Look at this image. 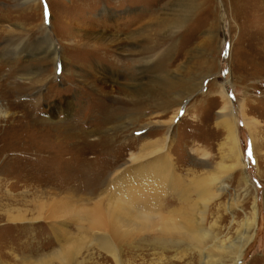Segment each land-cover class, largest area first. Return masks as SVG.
Returning <instances> with one entry per match:
<instances>
[{
  "label": "rangeland",
  "instance_id": "1",
  "mask_svg": "<svg viewBox=\"0 0 264 264\" xmlns=\"http://www.w3.org/2000/svg\"><path fill=\"white\" fill-rule=\"evenodd\" d=\"M26 1L0 0V168L7 157L11 158L3 175L20 166L19 152H10L17 149L7 152L6 148L22 134L24 123L19 117L25 114L42 123L54 108L56 122L81 118L114 145L135 140L131 149L101 154L95 165L98 170L127 164L129 154L137 152V143L162 139L166 132L177 172L185 180L224 166L218 169L224 173V192L209 204L213 210L209 221H215L226 244H237L255 197V236L236 264H264V0ZM106 9L109 12L103 13ZM146 42L151 48L155 46L156 52L169 53L159 72L144 80L176 83L167 92L166 104L157 109L159 104L151 103L137 123L129 121L125 111L116 113L117 119L98 122L100 103L79 82L87 74L95 77L103 70L110 73L117 69L123 76L116 84H130L127 62ZM205 74L209 76L198 92L196 87ZM212 81V94L207 97V85ZM189 83L194 89L182 95ZM106 85L112 86L109 81ZM221 89L229 101L225 113L230 114L245 176L252 187L242 188L238 183L241 172L229 169L225 133L219 124L222 102L217 93ZM67 101L74 107L69 119L67 108L62 109ZM175 112L178 115L171 124ZM243 114L250 121L252 135ZM34 166L30 164L31 172H35ZM57 171L55 180L67 177L65 166ZM3 175L0 173V264H34L39 255L56 247V236L43 220L31 225L7 221L10 208L20 207L17 204L22 198L17 194L22 189L10 186L15 179ZM43 198L37 201H45ZM70 218L65 239L71 241L76 233ZM100 261L95 255L84 264H102ZM131 263L141 264L142 260L135 258Z\"/></svg>",
  "mask_w": 264,
  "mask_h": 264
},
{
  "label": "bare ground",
  "instance_id": "2",
  "mask_svg": "<svg viewBox=\"0 0 264 264\" xmlns=\"http://www.w3.org/2000/svg\"><path fill=\"white\" fill-rule=\"evenodd\" d=\"M29 1L33 0L26 2ZM107 12L109 9L103 10V13ZM48 47L52 46L48 44ZM154 48L146 42L139 47L137 55L129 59L127 63L131 70L126 78L130 84H116L123 76L117 69L110 73L103 70L95 77L87 74L81 79L79 84L85 85L90 96L100 103L98 122L117 119L116 113L125 111L128 113L125 117L137 123L151 103H158L157 109L166 104L167 92L176 83H161L159 80L160 83L144 82L148 75L159 72L160 63L169 54L156 52ZM40 54L44 56L46 53ZM152 61L154 65H150ZM208 76L205 74L201 79L197 91ZM107 81L112 86L106 85ZM214 84L212 81L207 85L205 96L212 94ZM193 89V83L187 84L182 95L187 96ZM218 95L222 102L218 112L219 124L225 133L224 143L227 144L228 160L231 162L229 169L241 172L238 183L242 188H248L251 185L245 176L236 132L230 114L225 113L229 109V101L222 89ZM64 108H67L69 119L74 107L67 101ZM49 111L42 123L27 114L19 117L24 123L21 137L12 141L6 151L17 149L10 152H19L20 166L3 175L4 166L11 161L7 157L0 168L1 175L15 179L10 186L22 189L17 197H31L29 201L21 199L17 204L20 207L28 205L27 208H10L7 221L11 224L28 222L31 225L43 220L56 236V247L39 255L34 264L48 261L84 264L95 255L100 257L102 264H132L131 260L135 258H140L141 264H236L242 259L243 252L255 236L258 210L253 197L250 214L244 219L237 244H226L215 221H209V215L213 214L209 204L224 192V178L221 177L224 173L218 170L224 167L222 164L213 172L202 176L193 174L185 180L177 172L168 144L171 138L165 132L162 139L137 143V152L129 154L127 164L98 170L95 165L103 157L101 154H114V149L119 148L131 149L135 140L114 145L110 138L99 137L97 129L88 126L81 118L62 124L55 121L53 114L57 113L56 110ZM177 115L175 112L171 124ZM243 122L252 135V126L245 114ZM146 126L142 125L138 130ZM251 146L252 153H255V143ZM30 164L35 165V172L29 170ZM62 166L67 168V180L61 175V178L56 177L60 180L57 181L55 175ZM41 196L45 201L38 202ZM67 217H71L69 224L76 233L71 241L65 239ZM136 251L139 253L134 254ZM83 255L85 258L80 260ZM145 258L148 260L145 261Z\"/></svg>",
  "mask_w": 264,
  "mask_h": 264
}]
</instances>
